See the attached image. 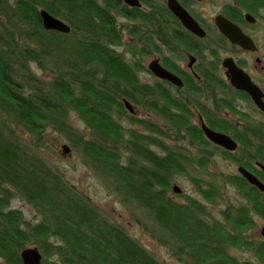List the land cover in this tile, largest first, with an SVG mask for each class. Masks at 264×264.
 Returning <instances> with one entry per match:
<instances>
[{
	"label": "trees",
	"instance_id": "trees-1",
	"mask_svg": "<svg viewBox=\"0 0 264 264\" xmlns=\"http://www.w3.org/2000/svg\"><path fill=\"white\" fill-rule=\"evenodd\" d=\"M234 1L222 9L231 22L244 26V11L259 15L264 21L261 14L264 0ZM141 2L149 4L147 0ZM41 9L65 21L70 32L44 29ZM156 9L160 15L159 29H165V20L173 16L161 5ZM117 15L131 21L128 31L133 37L129 43L133 54L141 59L146 57L153 44L152 32L158 29L148 9L129 8L122 0H0V258L3 264H22L20 252L30 245L38 248L42 264H162L120 226L102 218L86 195L69 185L60 170L52 168L37 154L45 145L48 132L60 134L76 147L88 165L109 180L112 191L123 204L130 202L144 208L162 230L156 239L179 262L252 264L229 254L230 248L245 246L258 264H264V240L249 241L245 235L255 226L253 213L264 220V192L250 186L242 176L230 175L223 180L237 186L243 202L222 209L221 220L214 218L192 196H185L184 202L177 203L168 195L171 177L187 174L186 163L205 169L214 153L228 160L234 156L206 141L200 132L191 136L194 144L200 146L199 156L173 154L161 142L159 137L164 132L158 126L126 111L122 100L146 106L157 116L169 118L174 126L186 122L178 100L171 105L163 89L149 88L137 79L134 65L146 70L140 59L134 64L128 62L115 48L122 41ZM220 40L223 49H230L224 37ZM215 52L214 47L210 48L212 55ZM33 65L48 77L38 76L31 69ZM200 73L202 79L218 77L215 68ZM161 103L164 107L177 108L180 117L172 116ZM70 113L89 129V139L70 124ZM206 119L214 130L225 133L230 130L222 117ZM262 127L251 130L255 140L248 138L246 132L234 131L233 137L239 144L237 150L243 154L235 160L238 165L254 170V160L264 164ZM16 128L28 134L26 141L17 135ZM154 146L164 156L153 151ZM244 154L251 156V161L244 160ZM256 172L264 180V172ZM192 182L206 203L214 204L220 198V187L215 183L202 177L193 178ZM12 195L30 205L39 221L27 223L20 210L10 209Z\"/></svg>",
	"mask_w": 264,
	"mask_h": 264
},
{
	"label": "rangeland",
	"instance_id": "rangeland-1",
	"mask_svg": "<svg viewBox=\"0 0 264 264\" xmlns=\"http://www.w3.org/2000/svg\"><path fill=\"white\" fill-rule=\"evenodd\" d=\"M233 3L234 2L231 0H204L192 5V9L198 16H200V18L202 17L203 23L212 27L214 26V23H212L213 16L222 13V9L226 4ZM261 14H264V10L261 11ZM255 17V24L249 25L246 22L243 27L247 32L256 36L257 41L261 43L260 50L256 53L258 56H262V53H264V21L261 20L259 15H255ZM130 22V20H126L123 17L119 18L117 27L121 32L122 41L121 44L117 45L115 48L127 53L125 55L126 60L132 58L135 60L140 59V64L142 62L143 67L147 68L153 54H147L146 57H143L142 59L140 58V55L135 56V54H133L134 49L129 46V43L133 40V37L128 31L131 26ZM220 55L221 58H224V56L227 55V52L224 50ZM229 55H232L236 59H239L242 56L235 51L230 52ZM134 67L137 69L138 80L149 85L157 81L148 69L142 70L138 65H134ZM31 69L43 79L48 77L41 71L36 70L35 65H33ZM251 74H255L254 70L251 71ZM216 75L221 77L220 72H216ZM237 105L240 111L244 113L249 111L250 107H247L243 102L239 101ZM133 107L136 112L135 115L140 119H145L148 124H154L156 126L162 124L159 122L157 114L146 106L133 105ZM219 113L224 118H228L233 122H238L240 120L239 113H233L228 110H221ZM69 115L70 124L78 133L86 139H89L91 135H89V129H87L86 125H84L74 113H70ZM192 120L194 123L198 122L196 118H193ZM16 133L22 140L26 141L28 139V134L26 132L24 133L21 128H16ZM188 138L189 137L172 140L164 137L160 140L172 150H180L178 148H181L184 152H190V157L194 158L199 154L197 152V145H195L190 138L189 140L191 142L188 141ZM63 145L68 147L67 154H63ZM206 150L209 151L210 149L207 148ZM37 154L52 168L60 170L69 185H72L75 189H78V191L86 195L92 202V205L95 206L96 210L99 211L102 218H105L114 225L116 224L120 226L131 238L138 241V243L158 262L160 261L162 264H183L175 259L170 251L162 245L159 240H157L158 236L162 233V230L156 226V223L151 218H149L144 208L130 202L123 204L119 195L112 191L113 189L111 188L112 186L109 180L103 176L101 177L93 167L88 165L87 159L82 157L80 152L76 150V147H72L65 137H62L58 133L48 132L45 145L38 149ZM209 159L208 166L205 169H199L196 165L191 166L187 164L186 175H173L170 180L171 186L168 195L177 203L184 202L185 196H192L198 201L200 200L206 206V211L211 213L214 218L221 220L220 212L222 209L226 208L228 205L236 207L243 202V199H241L242 195L239 193L237 186L223 181L226 176L239 175V172L236 170L238 164L230 159L228 160L224 158L219 153L210 155ZM197 177H202L204 180L215 183L220 187L221 195L216 203H206L201 198V195L197 193L196 184L192 182V179ZM173 186H177L180 192L175 193L172 190ZM10 203V209L20 210V212L23 213L24 221L27 223H36L39 221V216L35 210L26 202L22 201L18 196L12 195ZM252 219L255 226L253 229L245 233L247 239L249 241L263 240L260 230L264 227V220L254 213L252 214ZM229 254L236 257L239 261H249L252 264H258L256 257H254L251 251L245 246L230 248ZM0 264H3L1 258Z\"/></svg>",
	"mask_w": 264,
	"mask_h": 264
},
{
	"label": "flooded vegetation",
	"instance_id": "flooded-vegetation-1",
	"mask_svg": "<svg viewBox=\"0 0 264 264\" xmlns=\"http://www.w3.org/2000/svg\"><path fill=\"white\" fill-rule=\"evenodd\" d=\"M139 1L141 8L145 10L148 9L150 15L153 16L152 18L155 26H158L160 19V15L157 12L156 6L161 5V7L166 8L173 16L165 20L166 21L165 29H159L158 26V29L153 30L151 36L153 44L152 46H150L151 48H149L148 54L149 55L153 54L151 60H156V62L159 64L160 67L166 69L171 74L173 73L175 76L180 78L182 85L178 86L176 84L170 83L167 80L158 79L151 73V71L149 72L154 76L155 79H157V81H155V83L151 85L147 83L145 84L149 88H155L159 90L163 89L166 99L169 100V103L171 105L173 104L175 105L176 101L178 100V102L181 105L180 110L184 112L183 119H185L186 122L181 120L182 122H185V124L181 122L182 123L181 125L174 126L172 125L173 121L171 122L169 118H166L164 116L163 117L158 116L159 122L162 123L158 127L162 132H164V134H162V136L159 138L161 139L165 137L167 139L171 138L172 140H175L179 138L185 139V137H189L190 140L194 143V141L191 139V136L194 135L196 132L198 133L200 132L202 133V136L206 140L201 125L204 123L210 129H212L206 118H212V117L216 118V116H218V117H222L223 119L226 120V122H228V128L230 130L228 131V133H225L220 130H215V131L223 132L226 135H229L235 141L236 139L233 137V133L234 131H238V130L242 132H246L247 137L250 138L251 140L257 139L252 134L251 130H255V129L260 130L263 128L262 126L264 125V112L260 108H258V106L255 105L254 101L252 100L251 96L248 93L239 90L237 88H234L230 84V78L226 76V68H224L222 65V61L224 60V58L231 57L234 63L240 69H242L245 74L249 75L251 82L257 87H259L264 95V53H262V56H258L256 53L257 51L259 52L261 45V43L257 41V37L251 34L250 32H247L243 26L237 24L238 27L242 30V32L246 33L248 36L251 37L253 43L256 44L257 48L255 51L252 52L248 50H243L238 45L230 44L229 45L230 49L226 51L225 49H223V44L220 40V37H224V35H221V33H219L216 24L214 23L215 16L223 15V12L213 16L212 23H214V26L211 27L203 23L202 17L200 18V16H198L197 13H195L192 9V5L200 3V1H204V0H175L186 10V12L189 15L193 17L196 23L199 24V26L204 30L205 35L202 38H200L197 35H194L192 32L190 33L184 27V25L179 21L177 16L173 14L171 9L169 8L167 4L168 0H147L149 2L148 5H144L141 2V0ZM231 1L235 2L234 0ZM246 13L250 14L253 18L255 17V14L253 15L248 11H244L243 12L244 22H246L244 18V15ZM120 17L122 16L120 15L116 16L117 25ZM123 18L125 19V17ZM248 24L253 25L252 23H248ZM136 27H137V20H136ZM137 31H138V27H137ZM213 47L216 50L215 54L217 56L215 54L212 55L210 53V48ZM224 50L227 52V55L224 56V58H221L220 53L224 52ZM233 51L241 54L242 56L239 59H236L232 55H229V53ZM119 52L123 53L122 55L123 58L125 59V55L127 53L122 51ZM126 61L128 62L133 61V64L136 62L134 58L128 59ZM214 68L216 72L218 73L220 72L221 77L218 76L215 78V80H208L205 78L202 79L199 77L198 73L204 71V69L211 70ZM252 70H254L255 72V74L253 75L251 74ZM239 101L243 102L247 107H250L248 112L244 113L239 110V107L237 105ZM163 104L161 103L160 105ZM164 106L165 105H163L162 107ZM164 108L170 110L171 113L173 114L172 116L177 115L178 117H180L177 108L171 106H169V108L168 107H164ZM221 110H226V111L228 110L237 114L239 113L240 114L239 121L241 122L239 121L233 122L228 118L227 119L224 118L219 113L221 112ZM193 118H196L198 122L194 123L192 120ZM192 128H194L195 130L193 131ZM155 136H159V134H156ZM189 138L188 141H190ZM255 142L256 141H252V143ZM236 143H237L236 149L234 151L230 150L229 152L234 156V159L231 158L230 160L238 164L239 162L235 160L240 159V157L243 156V154H241V152L237 150L239 144L237 141ZM211 144L214 145L213 143ZM199 147L200 146L197 145V152ZM248 147L249 148L247 149L250 150V146ZM151 149L153 151L156 150L157 152H159V150L155 146L151 147ZM178 149L180 150L171 149L172 153L176 154L178 152H181L186 157L191 158L190 157L191 154H189L190 152L188 151L184 152L183 149L181 148ZM159 154L164 156L163 152H159ZM244 157H245L244 160L251 161V156L246 157V154H244ZM253 164H254L253 167L254 170L247 169L243 165H238L237 169L240 166H243L246 170L254 174L256 171L264 172V170H261L259 167V165L261 164L264 165L262 162L254 160ZM256 177L259 179V181L264 183L263 179L261 180L257 175Z\"/></svg>",
	"mask_w": 264,
	"mask_h": 264
},
{
	"label": "water",
	"instance_id": "water-1",
	"mask_svg": "<svg viewBox=\"0 0 264 264\" xmlns=\"http://www.w3.org/2000/svg\"><path fill=\"white\" fill-rule=\"evenodd\" d=\"M123 3L130 7H140L139 0H122ZM167 4L171 9L172 13L177 16L179 21L184 25V27L194 35L199 37H203L204 30L196 23L191 15H189L186 10L178 4L175 0H168ZM245 21L254 24L255 17L253 18L250 14L246 13L244 15ZM40 20H42V25L46 30H55L60 33H69V26L65 21L50 15L46 10L41 9L40 11ZM214 23L216 24L219 32L224 35L231 44H236L243 50L255 51L257 46L253 43L250 36L246 33L242 32V30L236 25L234 22L229 21L223 15H217L214 18ZM222 65L226 68V76L230 78V84L239 90H242L248 93L255 105L258 106L264 112V100L263 93L259 87L254 85L249 75L245 74L242 69H240L233 61L231 57H226L222 61ZM148 69L152 71V73L158 77L159 79H165L171 83H174L178 86L182 85L180 78L175 76L173 73L171 74L166 69L159 66L156 60H152L148 65ZM125 107L130 113H134L133 106L127 102L123 101ZM201 128L204 132V136L206 139L214 143L215 145H219L225 150L234 151L237 147V143L234 139H232L229 135L222 133L220 131H215L210 129L204 123L201 125ZM63 147V154L68 153V147L65 145ZM261 170H264V165H259ZM237 171L241 173V175L245 178L246 181L252 186L254 185L260 192H264V183L259 181L256 175L248 170H246L243 166H240ZM173 191L175 193L180 192L177 186H173ZM260 234L264 238V227L260 230ZM22 264H42V255L36 246H30L24 248L20 252Z\"/></svg>",
	"mask_w": 264,
	"mask_h": 264
}]
</instances>
